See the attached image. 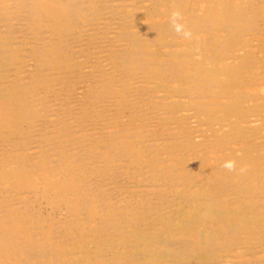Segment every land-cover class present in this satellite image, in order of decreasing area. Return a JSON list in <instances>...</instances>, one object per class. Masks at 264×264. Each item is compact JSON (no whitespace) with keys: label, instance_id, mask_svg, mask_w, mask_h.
Returning <instances> with one entry per match:
<instances>
[{"label":"bare ground","instance_id":"bare-ground-1","mask_svg":"<svg viewBox=\"0 0 264 264\" xmlns=\"http://www.w3.org/2000/svg\"><path fill=\"white\" fill-rule=\"evenodd\" d=\"M134 1L0 0V264H154L144 261L140 252H132L133 237L142 236L144 223L153 228L148 225L150 218L165 216L192 199L185 190L191 182L197 183L195 174L200 169L206 167L209 176L216 175L210 179L214 187L205 195L213 205L233 194L235 177L245 178L212 155L213 146L227 148L223 147L227 137L216 130L210 136L202 134L203 127L212 131L239 113L236 109L226 113L235 105L232 89L223 83L227 70L194 71L193 59L173 49L179 44L173 41L178 33L170 13L166 19L163 12L162 17L155 13L156 21H147L135 32L120 22L113 31L116 19L136 16ZM174 1L180 7L186 0ZM212 1L216 4L200 9L197 16L178 12L177 23L195 34L228 30L231 36L243 38L264 33L259 25L264 20V0ZM104 17L103 34L113 32L94 60L93 50L103 36L87 25ZM151 46L162 50L159 53ZM226 46L219 44L214 54L234 50ZM153 76L177 87L158 95L160 87L153 86L157 83ZM142 81L143 85L135 84ZM260 89L252 109L257 119L264 110L263 83ZM172 96L179 98L172 101ZM189 116L195 118L191 123L185 121ZM202 117L207 119L202 122ZM238 121L232 118L235 134H239ZM198 136L202 139L194 140ZM225 230L210 235V240V236L188 239L177 231L172 238L162 235L160 242L177 251L172 258L175 264L188 263L196 253L210 256L215 251L220 258L224 246L228 250L237 243L241 248L246 245L224 241L237 234L235 229Z\"/></svg>","mask_w":264,"mask_h":264},{"label":"rangeland","instance_id":"rangeland-1","mask_svg":"<svg viewBox=\"0 0 264 264\" xmlns=\"http://www.w3.org/2000/svg\"><path fill=\"white\" fill-rule=\"evenodd\" d=\"M151 1H153V2H151ZM161 1L162 0H158V2H156V0H142V1H140V0L136 1L135 0L134 1V5L135 6L133 7L132 11H133V14H135L136 16H132L131 17V15H129L127 18H124L122 20L119 19V18L116 19L115 20L116 22L114 21L115 23L112 24L113 25L112 26V30L114 31V29L119 28L118 25H119V22H120L121 24L122 23L124 24V25L122 24L124 27L125 26H128V27L130 26L131 31L133 29H135V30L132 31V32H135V31L139 30L141 25L146 23L147 21H148L147 23H151L153 21H156V18L154 16V15H156L155 13H157L158 15H161V17H162V15H163L162 12H163L164 16H165V17L163 16V18L166 19L167 15L169 13L173 14L174 12H180V11L183 10V12L181 13L182 15H187V16L192 17V16H197L201 12L200 9H202V8H204L206 6L209 7L211 5L216 4V2H213L212 0H208V1L206 0L204 3L202 2L203 0H194V1L193 0H186V1H184V3L182 2V5H180V7H179V6H177V3L174 0H166L168 3H164L165 1H162L163 3H161ZM199 2H200V4H199ZM112 3H116V2L112 1ZM158 4H160V5H158ZM196 4H198V5L195 6ZM190 5H192V6H190ZM137 6H139V7H137ZM140 6H142V8ZM157 6H160V7H157ZM188 6L190 7L189 10H188ZM235 6L238 7L239 4H235ZM145 8H147V9H145ZM168 8H169V10H168ZM135 9L139 10V11H136ZM141 9H143V10H141ZM146 10H148V11H146ZM192 10H193V12H192ZM145 11L147 13H145ZM150 11L152 12V14H151ZM198 11H200V12H198ZM145 14H147V15H145ZM149 14H150V16H149ZM142 15L145 18L142 17ZM150 18L151 19L154 18V20H151ZM126 20H128V21H126ZM132 20H133V23L131 22ZM143 21H145V22H143ZM102 22H103V24H100ZM92 25H93V28H92ZM94 25L95 26L97 25L96 29H95ZM106 25H107V21H106L105 17H104L103 20L99 19V21L97 20V21H94V23H92L91 25L90 24L87 25L88 29L97 30L98 32H101L102 33L101 35L103 36V38H101L100 41H99L100 43L97 42V44H96V51H94L95 49L93 50V52H95L93 54V57H95V58H93L94 60L96 59V57H98V55L102 54V50L104 49L105 45L108 43V41H107L108 37L112 36L111 33L113 31L109 32L108 34H103L102 31L104 29H103L102 26H106ZM114 25H116L117 27L116 26L114 27ZM122 25L120 27H123ZM259 25L260 26L262 25L261 27H263L264 26V20L259 22ZM186 32H189L192 35H189L186 38H183V37H185L183 34L180 35V36H179V34L176 35L177 37H176V39L174 38L173 41H174V44L175 43L179 44V46H178L179 48L175 47L176 46V44H175L173 49H176V50L177 49H181V51H183L185 54H187V56H185L186 58L193 59L190 65H191V67H192V69L194 71L196 69H199V70L206 69L207 72L209 73V71H212V70H214L215 72H217V71L220 72L222 70V67L224 69H226L227 70L226 71V78L223 77V79H224L223 83H225V85H226L225 87H228V88L232 89V92L234 94H233V99H231V101L233 102V104H235V105L231 106L232 108L228 107L227 108L228 110L226 111V113L227 112H228L227 114L235 113V109L239 111V113L237 115H235V116H232V118H234V120H236V121H238V120L240 121V122L238 121L239 122L238 123L239 129L237 130L240 135L239 134H235V132L231 130V126H233V124H234V123L231 124L232 123V118L225 119V123L226 124L224 123L223 126H222L223 123L222 124L218 123L216 125V127L212 131L209 128L203 127V129L206 130V131H203V129H202L198 133H202V131H203L202 134L210 136V134L212 132H214V130H216V134H221V135L226 136L227 137V141L225 142V146H223V147H227V148H224L223 150H220V148H218L217 146H213V148H212V153L213 154L212 155L214 156V159H216L217 161L219 159H220L219 161L222 160L221 163L223 162L222 163L223 165L226 162H228V161H231V160L233 161L234 160L233 162L235 163V169L237 171L243 173V175H244V177L246 179L242 178V177H240V179L235 177V179L232 180V181L234 183H236L235 185L237 187L236 186L233 187V190H234L233 194H229L227 196L219 198V202L215 203V205H213L211 200L207 199L205 197V195H208V193H210L211 189L214 187L213 182H211V180H213L212 178H215L214 176H216V175H214L212 173V175L209 176L210 170L207 169L206 167L204 169H200L199 172H197L195 174V178L197 179V183L192 186V182H191V184L188 185L186 187V190H185L186 193L188 192L187 195H189V197H191L192 199L190 201H186L187 203H181L180 205L175 206L165 216L161 215V217H159V218L158 217L150 218L149 219L150 221H149L148 225H152L153 228H148V226H146L145 223L142 224L140 226L141 227V231H143V232H141L142 236H140V237L135 236L136 238L133 237V242L136 244V248H132L131 250H134L132 252H135L137 254L140 252L139 254H141V255H139V256H141L144 261H147V259H148V262H151V263H154V264L155 263L156 264H164V263L165 264H175V262L172 260L173 253H174L175 250H173L171 248H167L166 246H164L163 245V244H165L164 241L160 242V241H162V237H161L162 235L164 237H171L178 231L179 235L183 234L182 236H187L188 239H196V237H200V236H206V237H209L210 235L214 236L215 234H218L219 231H222V230L225 231V232L222 231L221 233L225 234V233H227V231L225 229L231 228L233 230L235 229L236 230L235 232L237 234L231 236L232 238L226 236L224 238V241L228 240V242H230L232 245L234 243H236L237 241H242L244 243V245L246 244L245 247H242V248L241 247H237V245L239 244V243H237L235 245L236 248H230V249L227 250V248L224 246L223 248L225 250L222 249V251L219 253L222 256V257L220 256V258L219 257L217 258V255H215V253H213L215 251H211L210 256L205 254V253H201V254L196 253V256H193L192 258H190L188 260V263H186V264H189V263L192 264V262H193V264H197V262H198V264L199 263L200 264H202V263L203 264H213V263H215V261H217V259L218 260H220V259L223 260V262H221L220 264H223V263L224 264H246L247 262L249 264H264V255H263L264 254V204H263L264 203V171H263L264 170V151H263L264 150V130H263L264 129V120H263V118H264V110H263V112H261V116H259L258 119H257L256 115H253V112H252V109L255 108L256 102L258 100L257 96L260 95L261 84L263 83V85H264V74H263L264 73V71H263L264 70V65H263L264 64V33L260 34V35L259 34H250V36L247 35L246 37L241 38L240 34H236L234 36H231L230 35V31H228V30H217L214 33L205 32L204 31V32H198V33L195 34V33H192L190 29H186ZM262 32H264V30ZM178 37H180V39ZM177 38H178V40H177ZM245 39H247V40H245ZM176 40H177V42H175ZM104 42H107V43H104ZM193 42L196 45L193 46L192 45ZM223 42L226 43V45H227L226 48L227 49H234V50L228 51L227 52L228 54L227 53L224 54L225 56L224 55H222V56L221 55L220 56L215 55L214 52H216V47L219 44H223ZM229 44H231V46L228 47ZM256 45H258V47ZM249 46H250V48H249ZM151 49L156 50L158 52L159 51L161 52V50H162L159 47H157V49H156L155 46L154 47L151 46ZM195 49H196L197 52L195 51ZM211 49H213V50H211ZM236 50H238L242 54L238 53V51H236ZM200 51L201 52L203 51V52L199 53ZM211 53L213 54L212 58H209V55ZM233 54H234V56H233ZM235 54H236V56H235ZM161 56H162L161 54L158 55V58L159 59L163 58V56L162 57ZM91 58H92V56H91ZM93 59H92V61H94ZM213 59H214V61H213ZM248 59H249V61H248ZM204 64H206V65H204ZM257 64H258V66H257ZM253 67H258V68L257 69L254 68L253 69ZM208 69H210V70H208ZM261 73H262V75H261ZM152 80L155 81V80H157V78H155V76H153ZM237 81H238V83H237ZM135 84L143 85V81L139 82V83H135ZM158 84H159V86H158ZM254 84H255V86H254ZM153 86L160 87L158 95H161L164 91H167L168 87L175 88L176 84L173 83V82H170V81H166L164 79H159V80H157V83L155 85H153ZM253 90H255L256 92L253 91ZM174 97L175 96H172V101L173 100H177L179 98V97L178 98L177 97L174 98ZM242 98H243V100H242ZM254 101H256V102H254ZM193 104H194V101H193ZM242 108H244V109H242ZM249 110H251V111H249ZM182 114H183V112L181 111L178 115H182ZM245 115H247V116H245ZM206 119H207L206 117H202V122H204ZM191 120H195V118H191L189 116L188 120L185 119V121L187 123H191ZM202 122L199 125H201ZM222 122H224V120ZM259 126L263 127L261 129V131L258 130L260 128ZM222 127H223V129H222ZM253 128L257 129L258 133H255V132L253 133ZM208 130L211 131V132H209ZM219 132H221V133H219ZM222 132H223V134H222ZM240 137H241V140L244 138L246 141L244 139L241 141ZM256 137H258V138H256ZM195 138L196 139H194V140H196V141L202 139L201 136H198V138L197 137H195ZM252 138H254V139H252ZM228 141H230V142H228ZM241 144H243V145H241ZM236 145L239 148L240 147L241 148L239 149L238 147H236ZM252 150H253V152H252ZM219 151H220V153H219ZM217 153H219V154H217ZM253 153H255V154H253ZM246 155L247 156L249 155V156L247 157ZM233 157H235V158L233 159ZM247 159H249V160H247ZM217 161H215V162H217ZM251 166H252V168H251ZM238 173L231 174V175L235 176ZM245 174L247 175V177L245 176ZM225 176L229 177V174H227ZM253 177H255V178H253ZM248 186L250 187V189H249ZM209 188H211V189L209 190ZM250 193H251V195H250ZM234 195H236V197ZM196 196H199V197H196ZM234 198L236 199V201H235ZM254 198H255V200H254ZM231 199H233V200H231ZM261 200H262V202H260ZM188 202H189V204H188ZM223 202H224V204H223ZM247 205H250V206L248 207ZM190 206H192V207H190ZM177 210H178V212H177ZM177 214H178V216H177ZM218 214L221 215V216H219ZM219 217L220 218L223 217V219L221 218V221H220ZM238 217H239V219H238ZM167 218H169V219H167ZM154 225H155V228H154ZM227 225H229V228H226ZM145 226H146V228H144ZM168 226H169V228H167ZM221 226H222V230H221ZM193 227H194V229H193ZM160 228H161V233L158 232ZM240 229H242L241 230L242 232L240 231ZM155 230H157V232L159 234ZM180 230H181V232H180ZM203 231H205V233ZM241 233H242V235H241ZM236 235L237 236L240 235V237H237ZM150 236L152 238H150ZM212 236H210L209 240L211 239ZM137 238H140L141 240L137 239ZM145 238L148 239V240L145 241ZM119 241L120 242H124L123 239H120ZM147 242H148V244H147ZM223 242H221V243H223ZM143 244H145V245L143 246ZM149 245H151V246H149ZM249 246H251V249L248 248ZM88 247H89V245H87V247L82 248V249L86 250ZM253 247H255L256 249H254L253 252H252V248ZM156 248H157V251H156ZM183 249H188V247L183 248ZM175 252H177V251H175ZM90 253L91 252H89V253H87L85 255L79 254V256L81 258H83L84 256H86V255H88ZM240 253H242V254H240ZM198 257H199V259H198ZM160 259H162V260H160ZM208 260H211V261H208ZM224 260H226V261H224ZM215 264H219V263L216 262Z\"/></svg>","mask_w":264,"mask_h":264},{"label":"clouds","instance_id":"clouds-1","mask_svg":"<svg viewBox=\"0 0 264 264\" xmlns=\"http://www.w3.org/2000/svg\"><path fill=\"white\" fill-rule=\"evenodd\" d=\"M179 19V13L178 12H174L172 14V18H171V23H172V27L174 29V31L178 34H183L185 37L189 36L190 33L186 32L183 30V26L179 23H177V20ZM226 169H228L229 171L234 170L235 168V163L233 161H228L223 165Z\"/></svg>","mask_w":264,"mask_h":264}]
</instances>
